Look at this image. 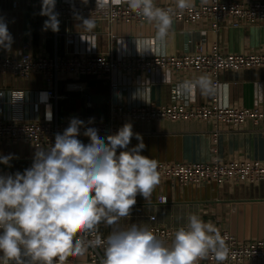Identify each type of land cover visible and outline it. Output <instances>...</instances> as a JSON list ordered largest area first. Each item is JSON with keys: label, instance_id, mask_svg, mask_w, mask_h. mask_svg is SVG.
<instances>
[{"label": "crops", "instance_id": "obj_1", "mask_svg": "<svg viewBox=\"0 0 264 264\" xmlns=\"http://www.w3.org/2000/svg\"><path fill=\"white\" fill-rule=\"evenodd\" d=\"M107 1L126 3V0ZM13 2H16L15 6H12ZM165 2L175 3V0H155V3ZM195 4H201L200 0H195ZM42 8L43 0H0V22L7 25L12 37L10 48L0 47L1 54L17 55L25 49L34 55H65L72 51L94 50L110 53L113 59H119L136 55L194 53L197 46L208 49L213 45L225 54L264 53V22L241 26L222 24L214 29L205 21L189 23L173 20L167 37L159 41L154 25L147 20L117 21L111 25L95 21L96 27L91 31L83 28V21L67 23L59 20V30L53 31L45 25L49 17L42 14ZM112 35L116 38H112ZM196 77L199 76L193 70H159L136 75L116 71L111 80L106 81L92 77L64 79L57 87L58 93L63 96L58 102L57 115L59 119L69 116L105 119L112 104H204L212 96L204 97L198 90L189 96L178 92V84ZM219 81L221 103L243 107L264 105V68L224 71L219 75ZM43 88L42 79L35 74L25 79L0 75V90L4 91L6 100L19 92L25 101H32ZM86 91L100 97L93 102ZM21 110L25 115H30L27 103L8 104L6 107L9 115ZM128 123L132 124L133 133H139L143 138L145 148L140 154L150 159L161 162H207L216 158L220 161L264 162V123L246 122L238 127L216 126L211 121L197 120ZM81 142L87 145L90 139L86 137ZM138 143L134 135L124 150H130ZM36 151L23 141H0V156H12L8 164H0V175L22 174L32 166ZM159 196H165L167 201L159 203ZM189 212L198 213L203 221H211L219 230H228L240 241H264V181L222 183L209 180L182 185L179 181L172 184L169 180H160L150 200L137 195L130 216L122 218L120 225L148 226L153 223L179 228L186 223L184 216ZM152 215L155 216L154 222L149 220ZM97 230L105 237L110 234L101 224ZM66 264L87 263L84 256H74V261ZM199 264L217 262L207 258L200 260Z\"/></svg>", "mask_w": 264, "mask_h": 264}, {"label": "clouds", "instance_id": "obj_2", "mask_svg": "<svg viewBox=\"0 0 264 264\" xmlns=\"http://www.w3.org/2000/svg\"><path fill=\"white\" fill-rule=\"evenodd\" d=\"M87 4V0H83ZM211 0H200L208 5ZM56 0H43L45 25L59 30ZM105 9L107 0H96ZM129 9L145 18L156 29V39L164 41L173 25L175 11L161 8L155 0H126ZM183 12L194 8L195 0H175ZM81 19H83L81 17ZM83 28L96 27L92 18L83 19ZM12 37L7 25L0 22V47L10 48ZM151 50V49H145ZM178 92L189 96L198 90L204 97L215 94V82L208 74L184 80ZM49 93L41 92L39 101L46 104L45 119L52 120ZM83 121L73 118L63 134L57 133L54 146L38 149L30 168L22 174L0 175V262L2 264H66L70 256H84L90 248L103 247L100 264H199L214 257L223 264L230 247L220 230L198 213H186V223L166 244L147 225L120 227L122 218L131 214L137 195L150 200L160 184L158 161L141 155L145 148L131 123L116 134L101 138L98 130L83 133L90 143L77 139ZM139 143L130 150L131 139ZM120 149L119 155L117 150ZM12 158L0 156V164ZM114 226L106 237L94 233L101 223Z\"/></svg>", "mask_w": 264, "mask_h": 264}, {"label": "built area", "instance_id": "obj_3", "mask_svg": "<svg viewBox=\"0 0 264 264\" xmlns=\"http://www.w3.org/2000/svg\"><path fill=\"white\" fill-rule=\"evenodd\" d=\"M16 2L12 3L15 6ZM161 8H172L175 11L173 20L184 22H208L216 29L222 24L241 26L254 22H264V1H236L211 0L208 5L195 4L192 9L183 12L176 9L175 3H156ZM58 13V20L65 22L83 21L92 18L94 21H103L111 25L117 21H146L145 18L133 13L127 3L107 1L105 9L97 8L96 0H56L53 10ZM81 17L83 19H81ZM112 38H116L112 35ZM27 45L24 46L26 48ZM264 68V53L225 54L215 45L208 49L197 46L194 53L174 55H136L113 59L110 53H101L94 50L72 51L65 55L37 54L27 49L17 55L0 53V75L13 78H28L32 74L39 76L44 88L38 91L32 101H25L22 94L16 92L10 100L4 97L0 90V141L20 142L30 144L34 149H47L55 144L57 133L63 134L73 118L83 121L77 139L86 138L83 133L87 128H95L101 138L114 135L129 121L151 123L159 120L168 121H211L216 126L226 125L238 127L246 122L254 124L264 123V105L243 107L223 104L219 101V75L224 71L244 68ZM188 71L193 70L198 76L208 74L215 82L216 91L211 99L204 104L160 105L155 102L137 105L112 104L108 117L97 119L88 116H69L59 119L57 115L58 102L63 97L58 93V84L64 79L78 80L92 77L100 81L111 80L114 72L129 74L148 73L155 71ZM41 92L49 93L47 104L51 105L52 120L45 119L46 104L39 101ZM27 103L30 106V115L21 110L14 115L6 111L8 104ZM215 138V137H214ZM117 155L119 151L117 150ZM160 180H169L172 184L204 183L209 180L218 182H260L264 181V162L220 161L214 158L207 162H167L158 161ZM159 203L167 201L165 196L157 198ZM151 222L155 216H150ZM121 221V220H120ZM101 226L110 233L114 226L101 223ZM119 226L120 222H119ZM150 229L166 244H171L178 228H171L156 224L148 225ZM230 247V256L223 264H241L244 262L264 264V241H240L226 229H220ZM101 235L98 230L88 234ZM101 238H106L101 235ZM103 247L90 248L84 255L87 264H100L103 257ZM208 258L215 261L214 257ZM74 256H70L66 263H72ZM216 262V261H215Z\"/></svg>", "mask_w": 264, "mask_h": 264}, {"label": "water", "instance_id": "obj_4", "mask_svg": "<svg viewBox=\"0 0 264 264\" xmlns=\"http://www.w3.org/2000/svg\"><path fill=\"white\" fill-rule=\"evenodd\" d=\"M86 93L88 94L90 100L93 102H96L97 99L100 97L99 95H93V94L89 93L88 91H86Z\"/></svg>", "mask_w": 264, "mask_h": 264}]
</instances>
